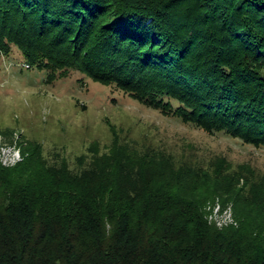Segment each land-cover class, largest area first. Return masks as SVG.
<instances>
[{
    "label": "trees",
    "instance_id": "trees-1",
    "mask_svg": "<svg viewBox=\"0 0 264 264\" xmlns=\"http://www.w3.org/2000/svg\"><path fill=\"white\" fill-rule=\"evenodd\" d=\"M13 47L50 82L77 70L264 147V0H0V55ZM22 148L0 161V264H264V174L176 167L118 136L79 170ZM217 195L236 225L208 220Z\"/></svg>",
    "mask_w": 264,
    "mask_h": 264
},
{
    "label": "rangeland",
    "instance_id": "rangeland-1",
    "mask_svg": "<svg viewBox=\"0 0 264 264\" xmlns=\"http://www.w3.org/2000/svg\"><path fill=\"white\" fill-rule=\"evenodd\" d=\"M118 136L140 150H164L175 166L192 164L230 172L249 169L264 174V147L225 132L210 133L149 107L115 84L94 81L80 71L48 81V71L31 67L13 47L0 55V161L14 166L24 158L22 144L38 142L50 163L67 161L74 170L78 158L91 159V146L105 152ZM245 179H241V184ZM208 220L222 228L236 225L234 203L217 195L205 208Z\"/></svg>",
    "mask_w": 264,
    "mask_h": 264
}]
</instances>
